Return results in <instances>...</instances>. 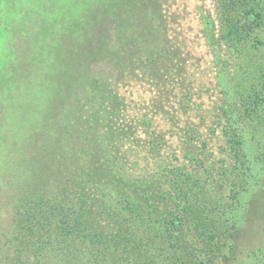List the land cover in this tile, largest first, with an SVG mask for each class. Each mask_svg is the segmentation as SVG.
Returning <instances> with one entry per match:
<instances>
[{"label":"rangeland","instance_id":"obj_1","mask_svg":"<svg viewBox=\"0 0 264 264\" xmlns=\"http://www.w3.org/2000/svg\"><path fill=\"white\" fill-rule=\"evenodd\" d=\"M225 1L0 0V217L12 218L0 256L24 208L58 202L69 168L37 183L44 165L68 163L59 139L95 152L102 172L79 175L65 208H87L88 193L106 208L114 177L150 217L216 233L225 246L210 251L187 232L198 264H264V0H234L263 21L234 41Z\"/></svg>","mask_w":264,"mask_h":264},{"label":"trees","instance_id":"obj_2","mask_svg":"<svg viewBox=\"0 0 264 264\" xmlns=\"http://www.w3.org/2000/svg\"><path fill=\"white\" fill-rule=\"evenodd\" d=\"M230 3L237 16L232 17L236 20L231 19L230 21L227 18L224 22L226 36L231 39L230 41L248 35L258 23H263L254 7L240 9L238 6L234 7V0H230ZM223 6L224 10L229 8L227 0ZM56 144L57 152L61 150L65 161L68 162L66 165L69 164L71 167L61 163L62 166L44 165L43 176H37L40 179L43 178V181H38L37 188L41 192L44 191V186L41 184L51 182L55 178L52 173L57 174L63 168H69L66 175L61 178L62 191L58 202L50 204L52 206L50 208L48 204L50 199L46 206L39 203L40 200L35 202V208H24L26 224L23 234L20 233L13 237L14 244L3 251L4 255L0 256V264H103L105 260L107 262L105 264H132L130 255L137 250V255L134 257V263L137 262L135 264H141L136 258L142 255L148 258L142 264H198L194 257L199 249H196L193 241H190L187 236L188 231L198 235L197 240L203 239L198 233L196 234L197 231L204 233L205 239H212L208 243L210 251H215V249L218 251L225 246L224 242L215 239L216 233H209L198 228L191 230L184 226L177 216L150 217V209L145 205L140 207L135 202L136 199L128 198V193L123 191L124 187H118L120 181H115L114 177L102 184L100 182L102 189L99 190V198L106 196L111 198V200L107 199L106 208H91L94 197L90 193L87 194L90 198L87 200L90 202L87 208H65L63 201L73 199L75 196L73 192L77 190L79 175L91 183L96 173L99 171L101 174L102 172L101 169L94 167L96 163L91 160L95 152L91 151L92 154L90 153L89 156L88 153L83 152L84 147L80 148L74 143L65 144L59 139L56 140ZM47 150L50 151L51 148L48 147ZM3 165L4 162L1 159L0 166ZM34 181L32 176L31 186L26 189L32 194L35 190L34 184H36ZM116 187L121 190L117 196L113 192ZM96 190V187L93 188L94 192ZM31 193L27 192L25 198L32 200ZM2 209L4 208H0V214H2ZM187 216L188 214L183 219L186 220ZM9 217V215L0 217V234L5 233L3 228L7 227L6 223L12 219ZM101 218L105 220L103 226L98 222ZM192 223L194 224V221ZM11 225L10 223V227ZM206 229L209 230V228ZM257 233L258 237H261L262 231ZM256 238L255 236L249 238L251 241H247L248 246L246 247L256 244ZM150 248L151 250L148 251ZM228 248L232 251L233 245L229 244ZM115 260L118 261L115 262Z\"/></svg>","mask_w":264,"mask_h":264}]
</instances>
